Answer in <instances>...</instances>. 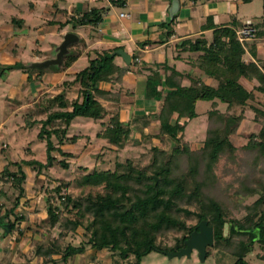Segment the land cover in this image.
Masks as SVG:
<instances>
[{"label": "trees", "instance_id": "obj_1", "mask_svg": "<svg viewBox=\"0 0 264 264\" xmlns=\"http://www.w3.org/2000/svg\"><path fill=\"white\" fill-rule=\"evenodd\" d=\"M111 2L113 5L124 4L123 0ZM107 10L92 8L87 13L67 17L64 22L55 24L59 25L60 30L66 26H71L73 31L78 28H98ZM13 22L21 27L24 20L14 18ZM237 25L233 22L231 26H214L211 42L198 40L185 44L187 50L203 54L198 66L206 77L216 82V85L191 78L189 85H182L181 79L184 76L176 70H170L171 73L164 81L157 73L152 72L147 78L146 98L152 101L160 98L159 112L141 117L134 116L128 123L122 122L119 114L115 113L104 132L98 134L99 138L106 140L110 148L116 147L119 150L131 144H146L155 138H166L174 146L170 154L160 147H152L153 158L149 168L137 169L132 162L127 161L125 164L117 163L114 171L93 170L81 176V180H77L78 185L103 187V194L76 199L70 194L64 196L67 200L66 208L71 207L79 216V219L73 222L75 228L82 227V221L89 218L84 229L93 247L117 253L125 263L132 258L133 264H142L143 259L150 253L161 250L157 246V239L163 232L178 230L181 227L187 230V236L178 240L176 249L172 250L178 252L185 248V242L198 230L199 224L207 221L214 230V245L211 248L230 253L234 258L232 264H250L246 257L256 245L263 251L258 254V258L264 261V179L259 178V198L247 207L248 213L242 220L231 218L223 201L205 191L219 182L215 169L221 158L233 163L240 159L249 176L258 177L261 173L264 178V110L253 108L255 118L260 121L262 127L251 135L247 144L238 148L232 139L244 119V110L255 101V92L264 94V63L259 65L256 62H245L246 51L236 35L237 30L244 24L240 27ZM210 26L213 27V24H207L206 28L210 29ZM256 28V38L264 37V29L258 24ZM170 35L171 32L167 37ZM83 43L82 39L80 44ZM118 50L115 48L88 52L87 67L77 72L75 79L66 84L68 88L74 84L79 85L76 98L73 92L69 91L70 88H67L68 91L65 89L53 97H43L39 103L27 110L26 120L29 126L40 124L38 139L46 143L47 162L23 160L11 162L4 167L0 177L6 178L20 193L13 208L5 210L3 216L0 211V221L10 220V216L21 219L16 211L25 193L23 184L27 174L24 166L38 169L39 174L42 170L53 168L57 163L62 169L68 170L70 165L65 159L72 157V154L65 152L64 146L78 140L68 136L74 120H103L111 113L103 102L120 101L119 93L99 88L100 83L121 82L124 75L131 71L130 66L121 67L116 64ZM82 53L77 46L75 52L65 57L60 68L51 66L30 71L31 69L22 63L3 67L0 64V76L17 68L27 73L28 80L33 82V73L40 79L48 69L64 72L73 66ZM242 79L249 82L257 80L259 86L249 90L242 83ZM162 88H166L164 94ZM203 101L211 103L206 138L202 147L192 150L189 143L182 144L184 133L188 121L198 117L197 104ZM220 104L226 105L224 111L219 108ZM238 108L241 109L240 115L237 114ZM41 115L45 118L34 120V117ZM183 119L187 122H182ZM153 121L159 123L157 134L146 132ZM135 132L140 133V139L136 135L133 138ZM54 137L59 141L58 146L53 142ZM55 152L65 159L59 161L53 154ZM181 160L185 162L184 168ZM246 181L247 186L251 184V181ZM246 189L248 193L256 190ZM58 213L52 206L49 208L48 215L53 226L60 220ZM191 217H195L198 224L189 228L183 219ZM13 223H9L12 230ZM84 251L85 246L68 245L62 259L66 262L71 257L82 255ZM208 255L207 252V257Z\"/></svg>", "mask_w": 264, "mask_h": 264}, {"label": "rangeland", "instance_id": "obj_2", "mask_svg": "<svg viewBox=\"0 0 264 264\" xmlns=\"http://www.w3.org/2000/svg\"><path fill=\"white\" fill-rule=\"evenodd\" d=\"M30 1L35 0H15L16 5H21L18 8L13 6L14 4L10 6L9 0H0V64L2 67L21 63L28 65L50 59L49 57H54V47L51 41L56 45L62 41L61 37L58 35L51 36L46 30L47 27L55 26V23L50 25L41 22V19L46 16L43 15L45 12L43 4L33 14L32 19L28 18ZM237 15L238 19L242 21L255 20L257 22L261 20L264 18V0L240 3ZM13 17L28 20V23L25 27L24 24L21 27L16 26ZM45 19L49 18L46 17ZM23 28L25 29L22 30ZM84 34L86 36V32ZM40 36L45 38L39 41ZM78 47L81 49L84 46ZM47 72L54 71L48 69ZM55 73L58 72L55 71ZM44 76L45 74L38 79V75L33 73L35 81L31 82L28 80V74L17 68H13L0 76V173L11 162L37 160L46 163V143L38 139L40 124L37 123L34 127L29 126L26 120L27 110L39 103L43 97H53L65 89L68 91L70 88L69 91L73 92L74 98L78 95V84L69 86V88L66 86L67 83L75 79V73L72 74V78L67 80L53 75L45 80ZM210 108V102H199L196 109L198 117L189 122L182 144L189 143L192 150H198L203 146L209 123L208 111ZM240 113L237 110V114L240 115ZM113 115L114 113H109L106 118L98 121L77 118L72 123L68 136L78 138V140L76 143H69L64 147L67 150L65 152L71 153L72 157L65 159L58 153H53L59 161L65 159L69 163L68 170L62 169L57 163L53 168L47 171L42 170L39 174L38 169L24 166L23 169L27 174V179L23 184L25 193L16 211L19 219H21L17 220L16 217L10 216V220L3 219L0 221V264H133L132 258L128 263H125L117 253L108 249L99 250L93 247L89 243L88 234L84 229L89 218L82 221L84 224L82 227L75 228L73 222L77 221L79 216L77 211L71 207L66 208L67 200L64 197L70 194L76 199L104 193L103 187L78 185L77 180H81V176L88 172L93 170L114 171L117 163L125 164L127 161L132 162L137 169L149 168L153 158L151 149L154 146L165 149L169 154L171 153L174 145L166 138L164 140L155 138L146 144L137 146L131 144L122 150L116 147L110 148L106 140L99 138L98 134L104 132ZM252 115L254 114L248 113L247 119L252 120L250 124L253 122ZM36 117L34 120L45 118L44 115ZM158 127L159 123L153 121L146 131L157 134L159 133ZM252 128L255 130L260 127L253 123L251 127L245 126L243 133L244 131L250 133ZM240 132L242 131L240 130ZM243 133L237 134L233 139L237 146L245 145L249 139ZM133 135L135 138L136 132ZM53 142L58 146L57 138L54 137ZM239 154L241 157V153ZM181 161L183 167L185 162ZM243 165L244 163L240 159L233 163L228 162L226 158H221L215 169L219 182L215 187L205 190L219 201H223L231 218L238 220H242L247 215V207L253 205L259 198L261 193V190H258L260 189L259 178L264 179L261 173L258 177L249 176ZM246 180L251 181V184L248 183L250 186H247ZM246 188L256 190L248 193ZM19 193V189H16L6 178L0 177L1 216L4 215L5 210L8 211L14 207ZM51 206L59 212L60 220L54 226L48 215ZM183 220H186L189 228L198 224L195 217L184 218ZM10 222L14 224V228L7 233L3 225ZM187 234V230L183 227L178 230L163 232L157 239V246L161 250L150 253L143 259L142 264L233 263L234 258L230 253L211 247L207 248L209 255L205 262H201L196 250H193L190 257L169 258L164 252L170 253L175 250L177 241ZM68 245L85 246V251L82 255L71 257L65 262L62 257ZM262 252L261 247L256 245L246 257L247 261L250 264H264V261L258 258V254Z\"/></svg>", "mask_w": 264, "mask_h": 264}, {"label": "crops", "instance_id": "obj_3", "mask_svg": "<svg viewBox=\"0 0 264 264\" xmlns=\"http://www.w3.org/2000/svg\"><path fill=\"white\" fill-rule=\"evenodd\" d=\"M30 2L28 18L32 19L33 14L43 4L45 8L43 15L49 19L43 17L41 22L50 25L55 22H64L67 17L73 15L87 13L92 8L108 9L98 28H78L73 31L71 26H66L62 30L57 24L47 27L46 30L51 36L58 35L63 39L64 34L73 32L79 36L80 42L83 39V44L79 42L73 45L74 47L71 46L73 47L72 52H75L77 46L84 47L81 48L83 53L72 67L60 74H58L59 72H47L44 77L46 80L50 75H53L67 80L73 73L76 74L87 67L88 52L115 48L123 50L130 56V63L126 64L120 55L116 57L115 62L121 67L130 66L131 71L124 75L121 82L116 84L100 83L99 88L121 95L119 102L104 101L103 105L111 113H118L121 121L125 123L130 122L134 116L141 117L159 112L160 98L155 101L146 98L147 78L152 72L157 73L164 81L171 73L170 70H176L184 76L181 79L182 85H189L190 78L201 79L206 83L216 85V82L206 77L198 66L203 54L187 50L185 44L187 42L195 43L198 40L211 42L214 26L217 28L231 26L233 22H236L240 27L246 22L238 19L237 9L242 3L240 0H123V5H113L111 0H35ZM15 3V0H9L10 6L13 4L18 8L21 6ZM175 9V14L171 15ZM122 14L126 16L122 17ZM237 21L240 22L237 23ZM26 23L28 20L24 19L22 25L24 24L25 27ZM257 23L261 29H264V18L258 20ZM207 24H213V27L210 26V29H207ZM84 32H86V36ZM169 32L171 35L167 37ZM44 38V36H40L39 41ZM51 43L54 48L60 44L56 45L53 41ZM149 46L152 48L147 49ZM244 49L246 63L256 62L259 65L264 63V37H257L255 40L247 42ZM242 83L249 90L259 86L257 80L249 82L242 79ZM161 90L164 94L166 88ZM219 108L226 109V105L220 104ZM253 108L264 110V94L255 92V101L251 102L250 106L244 110V119L237 134L243 133L245 126L251 127L253 123L260 127L255 130L252 128L250 133L244 131L243 134L249 139L262 127L260 121L258 122L255 118ZM249 112L254 114L252 115V124H250L252 120L247 119ZM182 121L187 122L185 119ZM136 137L140 139L139 132H136ZM233 143H235L234 140ZM241 146L236 145L238 148Z\"/></svg>", "mask_w": 264, "mask_h": 264}, {"label": "water", "instance_id": "obj_4", "mask_svg": "<svg viewBox=\"0 0 264 264\" xmlns=\"http://www.w3.org/2000/svg\"><path fill=\"white\" fill-rule=\"evenodd\" d=\"M178 4V3H177ZM176 9L171 12V15L175 14ZM80 42V38L77 34L73 32H68L64 34L62 42L54 48L53 56L50 59L44 60L43 62L38 63H30L26 65L28 69H45L51 66H55L60 68L63 63L65 57L72 54L71 46ZM117 54L120 55L126 64L130 63V56L126 54L123 50L117 51ZM6 232H10V225L5 224L3 225ZM185 248L181 249L178 252H164L169 258L179 257L182 258L184 256L190 257L193 250L198 251L199 258L201 262H205L207 258V248L212 247L214 245V230L212 227L208 225L207 221H202L199 226L198 230L194 231L189 239L185 242Z\"/></svg>", "mask_w": 264, "mask_h": 264}, {"label": "built area", "instance_id": "obj_5", "mask_svg": "<svg viewBox=\"0 0 264 264\" xmlns=\"http://www.w3.org/2000/svg\"><path fill=\"white\" fill-rule=\"evenodd\" d=\"M118 1V0H115ZM122 17H125L126 15L122 14ZM258 23L254 20H247L244 25L237 30L236 35L237 38L239 40V42L243 45V47L245 46V44L249 41H253L256 39V35H257V28L256 25ZM152 48L151 46H149V48L147 47V49Z\"/></svg>", "mask_w": 264, "mask_h": 264}]
</instances>
